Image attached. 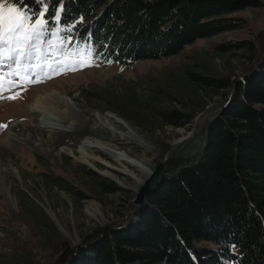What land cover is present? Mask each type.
I'll return each instance as SVG.
<instances>
[{"label":"rangeland","instance_id":"374dc122","mask_svg":"<svg viewBox=\"0 0 264 264\" xmlns=\"http://www.w3.org/2000/svg\"><path fill=\"white\" fill-rule=\"evenodd\" d=\"M261 1L262 6L231 14L242 19V26L237 29L200 38L176 55L144 59L130 66L97 56L90 41L79 40L68 31L59 33L65 44L57 45L58 50L51 54L44 52L47 40L52 38L45 33V43L41 45L43 55L38 60L24 58L21 62L24 67L6 60L3 74L11 71L13 75L2 78L14 81L15 86L9 87L6 83L0 91V264H51L66 243L76 246L96 228L124 222L135 206L133 201L138 190L132 188L136 183L134 176L120 172L117 177L108 176L103 173L104 164L98 162L95 168L62 152V147L72 138L91 133L92 123L54 140L39 125L44 113L30 112L36 96L58 89L90 111L109 112L112 117L134 125L162 152L182 135L192 132L198 116L207 107L218 104L221 107L212 114L214 118L232 96L235 81L257 65L264 45V0ZM8 4L26 6L27 11L33 12L27 3L5 0V7ZM49 4L50 0L48 11ZM243 40L255 42L254 53L245 48L228 52L217 49L222 43ZM89 48L91 62L81 63L88 58ZM49 55L62 59L63 64L52 65L49 60L41 69V63ZM52 67H57L58 73L42 82L28 83L21 79L27 76L35 81L40 79L36 73L42 70L48 74ZM18 69L20 75L15 74ZM195 75L229 79L232 86L216 88L195 79ZM175 111L185 116L179 118L181 124L165 117L166 113ZM16 121L23 123L38 139L37 146L17 139L13 143L7 141L8 129ZM117 126L126 130L124 125ZM205 138L206 128L192 142L190 153L183 149L168 159L131 140L102 139L135 158L152 162L155 170L161 160L166 163L172 158L197 160ZM96 152L105 162L121 167L110 156ZM170 168L166 166L167 170ZM134 171L141 174L137 168ZM103 183L112 184L115 189H104ZM91 206H97L103 217L94 216L89 210ZM102 218L106 219L104 223ZM196 244L216 247L210 241Z\"/></svg>","mask_w":264,"mask_h":264},{"label":"trees","instance_id":"16d2710c","mask_svg":"<svg viewBox=\"0 0 264 264\" xmlns=\"http://www.w3.org/2000/svg\"><path fill=\"white\" fill-rule=\"evenodd\" d=\"M40 10L35 0H16ZM62 4L70 35L92 43L97 56L130 66L180 53L200 38L242 26L231 14L261 0H50ZM255 42L222 43L218 51ZM254 53V52H253ZM216 88L229 79L195 75ZM264 45L257 65L233 84L225 106L209 121L200 157L172 158L157 186L122 223L65 244L51 264H264ZM181 124L185 116L165 114ZM113 191L112 184H102ZM210 241L216 247L198 246ZM27 264V263H25Z\"/></svg>","mask_w":264,"mask_h":264},{"label":"bare ground","instance_id":"6f19581e","mask_svg":"<svg viewBox=\"0 0 264 264\" xmlns=\"http://www.w3.org/2000/svg\"><path fill=\"white\" fill-rule=\"evenodd\" d=\"M221 107L220 105H211L198 116L193 131L182 135L174 145L168 146L162 152L159 147L149 140L142 132L132 124L126 123L124 120L114 118L109 112L90 111L84 105L78 103L74 98L63 94L58 89L47 90L36 96L29 109L33 115L44 113L39 120V125L47 134L54 140H60L65 134L73 131H78L81 125L92 123L91 133L83 136L72 138V140L62 147V152L72 156L77 161H81L97 168V163L104 164L103 173L117 177V172L132 175L135 177L136 183L132 188L139 190L145 180L151 175L154 170V164L148 160L135 158L127 151L111 145L108 141L102 138H118L131 140L145 149L161 155L164 159H168L177 152L186 149L185 153L192 151L191 144L195 138L199 137L205 130L212 114ZM111 117V119H109ZM117 124L124 125L125 129L119 128ZM99 133L101 136H99ZM7 141L13 143L12 140L38 145V139L33 136L20 121L13 122L7 132ZM11 139V140H9ZM96 150H99L112 159L117 161L121 167L112 164L111 161H104ZM134 168L140 170L141 174H137ZM130 187L127 184H124ZM90 212L97 216L102 211L97 206H91ZM106 221L102 218V223Z\"/></svg>","mask_w":264,"mask_h":264},{"label":"snow or ice","instance_id":"6c2138e0","mask_svg":"<svg viewBox=\"0 0 264 264\" xmlns=\"http://www.w3.org/2000/svg\"><path fill=\"white\" fill-rule=\"evenodd\" d=\"M39 5L40 11L29 12L26 6L19 4H8L5 7V0H0V91L4 90V85L7 83L9 87L15 86L14 81H7L2 78L3 75L11 76L13 73L10 71L3 74V65L6 60L11 61L20 67H24L21 63L24 58L38 60L41 53V45L44 44L43 37L48 33L52 38L47 40V47L44 49L46 53L56 52L57 45H64L65 40L59 35L60 32L70 31L71 25L62 26L60 24V14L62 7L56 10L55 16L48 17V0H35ZM62 3V0H61ZM51 21V23H49ZM91 49H88V58L82 59L81 63H90ZM51 60L52 65H62L63 60L57 59L56 56L49 55L44 59L40 67L48 65ZM31 67V66H29ZM27 71V69H25ZM57 67H52L51 72L46 74L42 70L36 75L40 77L35 81L28 79L27 76H22V80L28 83L42 82L45 78H51L52 74H57ZM20 75L19 69L15 72ZM2 98V97H0ZM14 98V97H13Z\"/></svg>","mask_w":264,"mask_h":264},{"label":"water","instance_id":"95a60500","mask_svg":"<svg viewBox=\"0 0 264 264\" xmlns=\"http://www.w3.org/2000/svg\"><path fill=\"white\" fill-rule=\"evenodd\" d=\"M166 167V161L161 160L151 175L145 180L143 185L137 191L136 197L134 198V204L140 206L144 203L147 194L153 190L160 181V175Z\"/></svg>","mask_w":264,"mask_h":264}]
</instances>
